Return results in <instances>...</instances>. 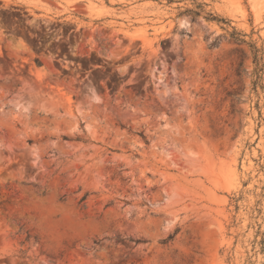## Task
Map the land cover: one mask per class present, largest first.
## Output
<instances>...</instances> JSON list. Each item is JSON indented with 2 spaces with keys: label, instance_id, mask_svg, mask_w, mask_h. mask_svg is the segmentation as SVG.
<instances>
[{
  "label": "rangeland",
  "instance_id": "374dc122",
  "mask_svg": "<svg viewBox=\"0 0 264 264\" xmlns=\"http://www.w3.org/2000/svg\"><path fill=\"white\" fill-rule=\"evenodd\" d=\"M0 264H264V0H0Z\"/></svg>",
  "mask_w": 264,
  "mask_h": 264
},
{
  "label": "trees",
  "instance_id": "16d2710c",
  "mask_svg": "<svg viewBox=\"0 0 264 264\" xmlns=\"http://www.w3.org/2000/svg\"><path fill=\"white\" fill-rule=\"evenodd\" d=\"M192 15H193V16H196L197 14H196V13H192ZM37 64H38V61H37ZM140 136H141L142 139H145L142 135H140ZM63 139H64V140H67V137H63ZM84 199H85V198H82V200H84ZM82 200H81V201H82ZM118 241H120V242L128 241V242H134V243H136V244L141 242L140 240L133 241V240L130 239V238H126V239H124V240H122V239L119 238Z\"/></svg>",
  "mask_w": 264,
  "mask_h": 264
}]
</instances>
